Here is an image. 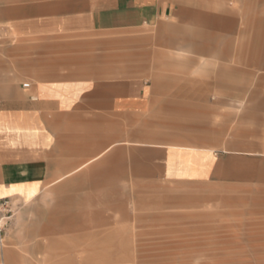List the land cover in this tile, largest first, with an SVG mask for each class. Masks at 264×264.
Here are the masks:
<instances>
[{
  "label": "rangeland",
  "instance_id": "1",
  "mask_svg": "<svg viewBox=\"0 0 264 264\" xmlns=\"http://www.w3.org/2000/svg\"><path fill=\"white\" fill-rule=\"evenodd\" d=\"M208 1L209 29L172 20L127 50L151 60L137 63L150 75L176 78L169 93L178 102L161 111L153 130L167 144L216 153L213 175L173 182L153 167L145 179L131 172L113 179L112 188H89L95 184L87 178L81 189L8 199L13 214L0 236V264H264L263 45L250 61L256 33L264 44V26L246 9L253 0ZM191 38L212 50L193 53L185 44ZM201 78L209 89L204 105L186 107L190 95L179 90Z\"/></svg>",
  "mask_w": 264,
  "mask_h": 264
},
{
  "label": "crops",
  "instance_id": "2",
  "mask_svg": "<svg viewBox=\"0 0 264 264\" xmlns=\"http://www.w3.org/2000/svg\"><path fill=\"white\" fill-rule=\"evenodd\" d=\"M260 5L246 4L257 27ZM209 14L208 0H0V200L81 189L87 178L89 188H112L113 179L130 172L145 179L153 167L173 182L210 178L216 153L167 144L153 130L178 102L169 93L176 78L150 75L137 63L151 60L127 50L172 20L209 29ZM259 40L256 33L252 62L261 45L264 54ZM185 44L202 56L212 50L192 38ZM194 85L179 90L190 95L186 107L204 105L209 92L207 79Z\"/></svg>",
  "mask_w": 264,
  "mask_h": 264
},
{
  "label": "built area",
  "instance_id": "3",
  "mask_svg": "<svg viewBox=\"0 0 264 264\" xmlns=\"http://www.w3.org/2000/svg\"><path fill=\"white\" fill-rule=\"evenodd\" d=\"M13 214L12 203L8 199L0 200V236L11 222Z\"/></svg>",
  "mask_w": 264,
  "mask_h": 264
}]
</instances>
